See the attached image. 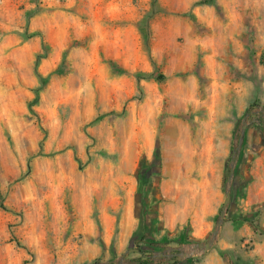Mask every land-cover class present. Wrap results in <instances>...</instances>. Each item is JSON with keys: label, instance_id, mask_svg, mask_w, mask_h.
<instances>
[{"label": "rangeland", "instance_id": "374dc122", "mask_svg": "<svg viewBox=\"0 0 264 264\" xmlns=\"http://www.w3.org/2000/svg\"><path fill=\"white\" fill-rule=\"evenodd\" d=\"M254 100L264 0H0V264H264Z\"/></svg>", "mask_w": 264, "mask_h": 264}, {"label": "water", "instance_id": "95a60500", "mask_svg": "<svg viewBox=\"0 0 264 264\" xmlns=\"http://www.w3.org/2000/svg\"><path fill=\"white\" fill-rule=\"evenodd\" d=\"M255 120H251V121H247V116L244 117L243 119V126H242V129H241V135H240V142H239V145L233 150V153H232V158H231V161H230V174H229V178L227 180V186H226V199L224 201V204H223V208H222V211L220 213V217H219V220L217 222V225L214 229V232H213V235L212 237L207 241V242H197L196 244H194V248L195 250L199 253V254H202V253H205L207 252L208 250H210L219 234V231H220V228L225 220V216H226V213H227V209H228V206L231 202V195H232V183L234 181V178H235V169H236V166H237V163H238V159H239V156H240V152H241V146L243 144V141H244V136H245V133H246V130H247V127L250 123H253ZM177 248H172V251L170 254H168L169 256L168 257H171V256H175V255H183L182 252L180 253H176L175 250ZM138 250V248H129L121 257H120V262L118 264H126L128 261H126L125 257L128 253H132L134 251ZM159 255H164L165 253L164 252H158Z\"/></svg>", "mask_w": 264, "mask_h": 264}, {"label": "trees", "instance_id": "16d2710c", "mask_svg": "<svg viewBox=\"0 0 264 264\" xmlns=\"http://www.w3.org/2000/svg\"><path fill=\"white\" fill-rule=\"evenodd\" d=\"M205 2L212 3V0H205ZM37 100V99H36ZM255 113L254 122L252 124L264 127V104H261L259 100L252 101L248 107L246 108L245 115H250ZM247 139V134L245 133L244 141ZM243 153L241 150L240 154ZM256 229H259L261 234H264V230L255 226ZM153 245H158L160 242L158 241H151ZM132 254H136L137 256L132 258L131 262L134 264H169V259L167 254L159 255L158 252L152 250H144L141 247H138V250L132 252ZM195 258L190 257L185 260H176L174 264H194ZM92 264H97L94 262Z\"/></svg>", "mask_w": 264, "mask_h": 264}, {"label": "crops", "instance_id": "0c3cea01", "mask_svg": "<svg viewBox=\"0 0 264 264\" xmlns=\"http://www.w3.org/2000/svg\"><path fill=\"white\" fill-rule=\"evenodd\" d=\"M83 215H86V214H83ZM82 219V217H79V223H80V220ZM82 225V224H81ZM80 225V227H78V231H83V233L86 235L85 237L87 238L88 237V233H87V231H86V227H82ZM113 233H112V231H110L108 228L106 229V231H105V234H104V240H105V242H106V246L109 248V247H111L110 245H111V239H112V237H113ZM125 236V235H124ZM86 238H85V242H86ZM122 238H123V236H122ZM88 243V242H87Z\"/></svg>", "mask_w": 264, "mask_h": 264}]
</instances>
